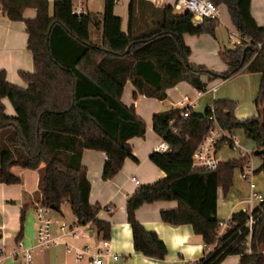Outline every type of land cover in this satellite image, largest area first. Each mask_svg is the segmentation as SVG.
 Here are the masks:
<instances>
[{
	"label": "trees",
	"instance_id": "obj_1",
	"mask_svg": "<svg viewBox=\"0 0 264 264\" xmlns=\"http://www.w3.org/2000/svg\"><path fill=\"white\" fill-rule=\"evenodd\" d=\"M210 1L226 6L243 39L241 46L220 51L228 67L223 73L189 64V49L182 40L184 34L213 37L219 24L216 19L195 26L188 11L178 13L172 6L130 0L124 33L113 10L116 0H104L97 24L102 29V45L97 46L89 40V13L74 15L73 0L55 1L52 17L47 0H0L1 13L13 22L23 21L27 49L34 61L33 73L19 72L25 88L12 85L5 72H0V183L20 182L12 167L38 169L39 204L60 212L65 202L78 225L91 223L107 238L110 225L97 218L101 207L88 201L90 183L81 155L85 149L105 153V180L114 178L124 161L133 158L129 141L144 136L146 123L134 107L121 101L127 81L138 94L163 101L168 89L182 81L205 91L203 75L210 80H228L245 68L262 74L255 100L257 115L236 119L237 104L226 99L215 100L199 115L189 111L182 117L178 108L154 114L153 131L168 149L152 151L149 160L166 176L139 186L125 206L134 250L145 256L162 260L166 248L154 232L146 231L135 219L136 210L155 201H175L177 208L160 212V220L171 225L190 224L205 246H213L193 264H218L230 255L240 256L238 264H264V204L250 215L235 213L229 228L221 235L217 232V191L229 192L235 169H242L249 157L220 162L214 169L192 168V154L215 123L229 133L241 130L254 142V150L264 149V26L254 21L250 0ZM32 8L36 16L25 19L24 11ZM4 98L14 116L4 111ZM222 141L217 148L222 147ZM251 215L255 223L249 232L245 225Z\"/></svg>",
	"mask_w": 264,
	"mask_h": 264
},
{
	"label": "crops",
	"instance_id": "obj_2",
	"mask_svg": "<svg viewBox=\"0 0 264 264\" xmlns=\"http://www.w3.org/2000/svg\"><path fill=\"white\" fill-rule=\"evenodd\" d=\"M48 1V15L53 16V4L57 0ZM156 7L174 6L176 0H163L162 3H154ZM130 0H116L114 14L121 19L122 31L128 30ZM85 10L90 15L89 40L94 45H102V29L97 25L102 19L104 0L84 1ZM251 15L259 27L264 26V0H250ZM219 17L216 19L218 26L214 36L207 34L191 36L184 34L182 40L189 49L188 63L201 65L212 72L223 73L228 67L219 56L223 49L233 48L237 40L236 32L230 21L226 6L218 5ZM176 10V9H175ZM178 13L183 10H176ZM37 12L34 8L24 11L25 19H32ZM28 35L23 21L13 22L0 12V72L3 70L9 83L15 86L27 87V84L19 77V72H34V61L27 49ZM202 81L206 83L205 91L199 94L198 90L182 81L167 91L166 99L160 101L156 98L138 94L130 81L123 87L122 103L126 107H134L136 114L146 123V132L143 137L130 139L131 155L124 161L118 174L112 178L103 179L102 170L107 160L105 153L85 149L81 155V164L86 170L90 183L88 201L91 205H98L101 211L97 218L109 223V253L120 257L117 264H193L206 256L213 246H205L202 237L193 232L190 224L171 225L160 220V212L177 208L175 201H155L146 204L136 210L135 219L148 232H154L166 248V257L162 260L150 258L134 250L132 229L127 222L126 200L134 194L141 185L152 184L166 176L156 165L149 160L152 151L162 144L167 145L152 128L154 114L166 111L170 108H178L181 111L189 108L193 114H203L217 99L234 101L237 107L234 116L238 120L257 115L255 100L259 92L262 79L261 73L246 71L244 68L230 77L228 80L216 78L210 80L203 75ZM136 94V96H134ZM183 97L189 102L180 106ZM4 111L9 116H14L9 100L4 98ZM234 135L242 149L241 142ZM217 150L221 162L239 159V156H231L225 149ZM231 149V148H230ZM237 151L232 149V151ZM240 154V153H239ZM261 157V156H260ZM263 168V169H262ZM253 172L249 180L243 178V171L236 169L233 174L232 187L225 195L221 188L217 191L216 219L222 222L230 221L235 213L244 212L248 215L259 207L260 202L251 198L252 190L264 196V157L260 162L252 165ZM11 172L19 177L16 184L0 183V254L2 264H25L21 255L12 256L16 243L23 241L25 247L36 243V213L35 207L41 200V192L38 187L39 174L37 170L12 167ZM54 210L51 214L53 221V235H60L59 227L65 225L74 230V235L63 237V242L55 246L39 247L32 252V264H90L91 256L85 255L82 260L75 256L76 252L85 246H91L92 250L99 244L102 233H99L93 224L78 225L69 207V212ZM111 207V209H109ZM22 209H25L22 216ZM111 255L105 254L102 264H115ZM239 255H230L223 258L218 264H238Z\"/></svg>",
	"mask_w": 264,
	"mask_h": 264
},
{
	"label": "built area",
	"instance_id": "obj_3",
	"mask_svg": "<svg viewBox=\"0 0 264 264\" xmlns=\"http://www.w3.org/2000/svg\"><path fill=\"white\" fill-rule=\"evenodd\" d=\"M85 0H73L72 5V11L74 15L81 16L87 14V10H85L84 5ZM154 3H162L163 0H152ZM176 10H183L188 11L193 16V24L200 25L205 19H217L219 17V7L216 6L213 2L210 0H176L175 4L173 6ZM236 41L233 43V47L241 46L243 43V39L240 38L239 34L236 36ZM262 45H258L260 48ZM199 94H201L202 91L198 90ZM189 100L187 97H183L182 101L180 102V106L185 105L188 103ZM189 108L183 109L181 112L182 117H187L189 113ZM221 138L222 146L228 147L231 149H236L240 153V157L248 156L250 158V154L244 152L239 143L237 138L234 135H231V133L222 130L217 123L214 124V126L209 129V131L203 136V139L201 140L198 148L195 150L193 155V161H192V168L194 169H214L217 167V165L221 162L218 154H217V145L219 144ZM168 144H162L158 148H156V152L162 153L167 151ZM243 171L242 176L245 178L246 181L249 180V175L253 172L251 169V161H249L244 165L242 169ZM251 198L258 200L260 202L261 206L264 204V196L257 193L255 190H252ZM35 213H36V225H37V231H36V243L33 244L30 247H25L23 241H19L16 243L15 248L12 251V256L16 257L17 255H21L22 258L25 259V264H32V252L35 249H38L39 247H50L55 246L63 242V237L74 235V230L68 229L65 225H61L59 227V230L61 232L60 235H53L52 233V227H53V221L51 219V214L54 212V210L50 207L43 206L41 204H38L35 207ZM111 209V207H109ZM249 221L245 225L247 230L250 232L253 224L255 223V218L251 215L249 217ZM230 221L222 222L220 221L218 223V235H221L227 228H229ZM109 245L110 241L109 239L104 238L99 242V244L92 250L91 246H85L81 250L77 251L75 256L78 260H82L85 255H90V264H102L103 258L105 254L111 255L109 253ZM112 260L115 264H117L120 261V257L117 255H111ZM3 257L2 254H0V264H2Z\"/></svg>",
	"mask_w": 264,
	"mask_h": 264
},
{
	"label": "rangeland",
	"instance_id": "obj_4",
	"mask_svg": "<svg viewBox=\"0 0 264 264\" xmlns=\"http://www.w3.org/2000/svg\"><path fill=\"white\" fill-rule=\"evenodd\" d=\"M93 1H97V0H91V2H93ZM236 136L238 137L239 141L241 142L242 150L244 152L250 154L249 155L250 156L249 159L251 161V164L255 165V164L259 163L261 157L260 156H255L252 153L254 151V149H255L254 142L251 139H247L243 135V132L241 130H237ZM225 151L228 152V154H230L231 156H233V155L239 156L240 155L238 151H234V150L232 151V149H230V148H226ZM237 169H239V168H237ZM235 171H236V169H235ZM260 173L264 174V172H262V171ZM63 208H64V211L69 212V207L68 206L64 205Z\"/></svg>",
	"mask_w": 264,
	"mask_h": 264
},
{
	"label": "water",
	"instance_id": "obj_5",
	"mask_svg": "<svg viewBox=\"0 0 264 264\" xmlns=\"http://www.w3.org/2000/svg\"><path fill=\"white\" fill-rule=\"evenodd\" d=\"M254 155L255 156H264V149L263 150H254ZM52 208L53 210H56V208H53V207H50Z\"/></svg>",
	"mask_w": 264,
	"mask_h": 264
}]
</instances>
